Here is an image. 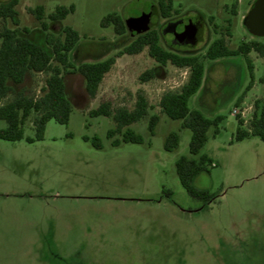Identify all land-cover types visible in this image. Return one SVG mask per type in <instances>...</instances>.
<instances>
[{
  "label": "rangeland",
  "instance_id": "1",
  "mask_svg": "<svg viewBox=\"0 0 264 264\" xmlns=\"http://www.w3.org/2000/svg\"><path fill=\"white\" fill-rule=\"evenodd\" d=\"M159 1L19 0L16 10L20 28H28L33 40L43 44L46 32L30 10L42 6L51 23L49 16L57 7L74 6V12L52 23L50 30L62 35L69 26L79 33L70 54L78 65L118 55L138 34L127 26L126 34L117 35L113 25L102 26L105 16L135 18L144 5ZM255 1L173 0L178 14L167 19L153 15L150 29L160 32L166 49L201 58L221 37L214 24L230 31V49L244 41L264 44V37L252 35L244 25ZM198 16L207 29L195 48L173 46L174 34L162 36L168 21ZM250 58L252 74L243 55L204 60L203 84L189 107L211 119L224 118L209 128L198 155L190 153L191 129L163 114L159 105L166 91L179 90L188 81V68L162 66L148 48L123 54L95 98L87 94L80 74H66L72 101L68 124L50 120L44 138L31 143L27 138L35 137L32 115L22 140L0 138V264H264V141L254 136L238 141L240 124L233 114L235 108H247L242 128L248 129L256 102L264 107V56L252 51ZM149 69H157L158 76L143 82L140 76ZM47 77L33 74L19 89L40 95ZM138 94L148 99L149 115L130 128L144 142H123L120 133L109 138L115 121L94 117L91 111L104 102L114 110H132ZM152 115L160 118L154 135L148 128ZM6 127L0 120V130ZM171 132L179 134L180 142L169 152L165 141ZM95 138L101 147L94 144ZM114 139L120 143L115 145ZM202 155L211 162L193 184L213 196L209 202L190 196L177 174L182 156L198 160Z\"/></svg>",
  "mask_w": 264,
  "mask_h": 264
},
{
  "label": "trees",
  "instance_id": "2",
  "mask_svg": "<svg viewBox=\"0 0 264 264\" xmlns=\"http://www.w3.org/2000/svg\"><path fill=\"white\" fill-rule=\"evenodd\" d=\"M18 3L19 0L0 2V120L7 123V127L0 130V138L5 140H22L25 127L32 115L35 137L27 138V141L31 143L44 138L46 125L50 120L55 119L61 124H68L72 112V101L67 93L66 74H80L84 78L87 94L91 98H95L105 75L112 69L117 57L123 54H139L148 48L150 56L160 65L166 66L170 63L178 68L190 70L188 81L179 90L166 91L161 97L159 105L163 114L171 119L181 120L182 128L191 129L190 153L198 155L207 142L209 128L213 125L217 127L224 118L219 115L211 119L199 110L189 107L190 98L199 92L203 84L204 60L243 55L249 63L252 74L253 63L250 53L256 51L264 56V44L256 40L244 41L237 49H230L227 44L230 31H222L219 26L214 24L215 33L220 34L221 37L211 42L203 58L196 54H179L166 49L161 44L160 32L152 28L138 33L133 41L125 45L116 56L102 61L83 62L75 65L70 59V54L77 46L80 39L79 33L69 26L63 28L62 35H56L50 30L52 23H60L69 13L74 12V6L57 7L56 11L49 16L51 23L45 20V11L42 6L30 10L41 21V27L46 32L45 42L42 44L33 40L28 28H20L16 10ZM155 10L159 16L166 19L170 18L172 13L178 14V11L174 10L173 0H160L155 5ZM232 10H234V14H237L235 8ZM110 25H113L115 33L119 36L127 33L126 20L121 15L111 13L105 16L102 26ZM40 73L48 74L40 95L29 94L25 90L19 89L29 76ZM157 76V69H149L140 76V79L146 82ZM11 95L13 97L9 99ZM244 96L245 93L240 96L237 106L243 101ZM259 104L260 102L257 101L253 116L247 125L248 129L242 128L245 125L244 119L241 116H236L240 124L236 136L238 141L250 136L259 137L264 141V107L260 108ZM149 110L150 105L146 96L138 94L135 107L132 110L125 107L114 110L111 103L104 102L92 110L91 115L113 118L116 127L109 131V138H114L116 134L120 133L123 142L143 143V136L136 133L130 126L147 117ZM159 121L158 115L150 116L148 128L152 135L155 134V128ZM179 142V134L171 132L166 137L165 149L171 152L178 147ZM113 143L118 145L120 140L114 139ZM94 144L101 147L97 138L94 139ZM209 162H211L209 157L202 155L198 160L182 156L176 163L178 177L188 194L207 202L213 196L205 190L197 189L193 181L197 175L207 169ZM168 194L172 193L168 191Z\"/></svg>",
  "mask_w": 264,
  "mask_h": 264
},
{
  "label": "water",
  "instance_id": "3",
  "mask_svg": "<svg viewBox=\"0 0 264 264\" xmlns=\"http://www.w3.org/2000/svg\"><path fill=\"white\" fill-rule=\"evenodd\" d=\"M0 2H4L0 0ZM154 4L144 5L135 18H127V26L134 28L137 33L148 31L152 26ZM131 19V20H130ZM174 25V24H172ZM169 25L165 33L175 35V42L180 44H197L198 24L195 19H182L180 25ZM244 25L250 33L257 37H264V0H256L244 19ZM134 26V27H133ZM140 26V27H139Z\"/></svg>",
  "mask_w": 264,
  "mask_h": 264
},
{
  "label": "flooded vegetation",
  "instance_id": "4",
  "mask_svg": "<svg viewBox=\"0 0 264 264\" xmlns=\"http://www.w3.org/2000/svg\"><path fill=\"white\" fill-rule=\"evenodd\" d=\"M158 15L157 14V10H155V5H154V12H153V15ZM159 16V15H158ZM161 17V16H160ZM195 20H196V22H197V24H198V33H197V44H199L200 42H202V41H204V37H203V34H204V31L207 29V25L205 24V22H204V19L202 18V17H197V18H194ZM182 19H178L177 21H168L167 23H166V27L164 28V29H162V36L164 37L165 35H169V34H171L172 35V33H165V29L169 26V25H172V24H174V25H172V26H174L173 28H175L176 26H179L180 25V21H181ZM197 44H195V45H192V44H180V43H177V42H175V35H174V37H173V40H172V45L173 46H175V47H178L179 45H181V46H184V47H196V45Z\"/></svg>",
  "mask_w": 264,
  "mask_h": 264
},
{
  "label": "built area",
  "instance_id": "5",
  "mask_svg": "<svg viewBox=\"0 0 264 264\" xmlns=\"http://www.w3.org/2000/svg\"><path fill=\"white\" fill-rule=\"evenodd\" d=\"M233 114L235 116H241V118H244V117H246L249 114V112H248V109L247 108H244L243 110L242 109L235 108L233 110Z\"/></svg>",
  "mask_w": 264,
  "mask_h": 264
},
{
  "label": "crops",
  "instance_id": "6",
  "mask_svg": "<svg viewBox=\"0 0 264 264\" xmlns=\"http://www.w3.org/2000/svg\"><path fill=\"white\" fill-rule=\"evenodd\" d=\"M236 13H238V11L235 9ZM232 12L234 13V10H232Z\"/></svg>",
  "mask_w": 264,
  "mask_h": 264
}]
</instances>
